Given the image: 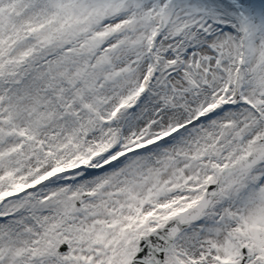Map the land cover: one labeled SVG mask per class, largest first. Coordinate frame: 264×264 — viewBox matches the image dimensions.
<instances>
[{
  "label": "snow or ice",
  "instance_id": "snow-or-ice-1",
  "mask_svg": "<svg viewBox=\"0 0 264 264\" xmlns=\"http://www.w3.org/2000/svg\"><path fill=\"white\" fill-rule=\"evenodd\" d=\"M0 264H264V0H0Z\"/></svg>",
  "mask_w": 264,
  "mask_h": 264
}]
</instances>
